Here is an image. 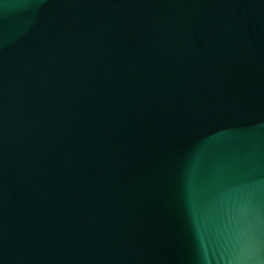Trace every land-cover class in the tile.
Returning <instances> with one entry per match:
<instances>
[{"label":"water","instance_id":"95a60500","mask_svg":"<svg viewBox=\"0 0 264 264\" xmlns=\"http://www.w3.org/2000/svg\"><path fill=\"white\" fill-rule=\"evenodd\" d=\"M0 264H264V0H0Z\"/></svg>","mask_w":264,"mask_h":264}]
</instances>
